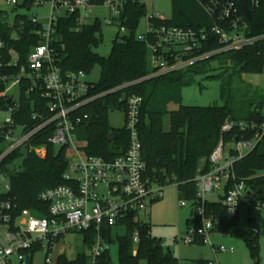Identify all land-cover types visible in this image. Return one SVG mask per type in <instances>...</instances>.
Here are the masks:
<instances>
[{
    "label": "trees",
    "instance_id": "16d2710c",
    "mask_svg": "<svg viewBox=\"0 0 264 264\" xmlns=\"http://www.w3.org/2000/svg\"><path fill=\"white\" fill-rule=\"evenodd\" d=\"M16 7L30 8L31 2L25 1ZM251 10L247 34L254 37L264 36V0H259ZM146 14L147 6L140 0H124L117 21L120 29L125 28L126 32L123 36H120V33L116 35L107 57L96 52L103 40L102 22L99 18L79 24L77 14L61 15L54 25L56 39L52 43V49L55 63L63 73L84 70L89 74L96 64L101 67L100 79L91 89L93 94L101 96L92 103L82 105L78 111L81 116L88 115L77 131L81 138L88 140L86 150L89 154L113 160L127 150L129 135L125 127L111 126L108 115L111 110L125 111V96L138 94L143 97L138 132L142 143V156L146 163L144 176L162 188L176 184L179 200L188 199L192 202L196 213L193 218L187 220L188 230L190 227L202 225V219L197 213L201 203L197 200L194 178L199 172L205 173L211 169L209 158L221 138L230 142L234 141L236 136H242L243 132L238 127L222 133L224 123L227 120L258 124L264 122L263 92L258 86L244 83L242 78L245 73H262L264 38L240 49L216 53L210 57L223 55L220 65L226 68V71L218 76L223 79V105H184L181 88L190 84L193 74L201 69L192 66L184 72L144 78L153 69L148 61L149 49L145 42L138 39L136 31ZM167 22L199 28L210 26L215 21L195 0H173V16ZM41 29L42 24L34 21L33 16L17 13L11 19L7 12L0 10V110L6 111L10 106L17 104V109L12 114L16 126L32 127L49 116L41 88L39 85L34 86L29 77H22L17 101L6 93L7 83L20 73L22 67L27 66L29 54L40 43ZM219 46L217 40L205 42L200 52L213 51ZM14 57L18 60L17 65L13 63ZM129 83V86H124ZM118 87L121 88L116 89ZM10 98L12 101L8 103ZM174 106L176 108H173ZM53 131L54 126H48L30 142L34 146L47 147L44 157L26 146L13 151L1 163L0 169L8 167L11 172L10 190L0 193V198H11L16 204V214L23 209H30L39 216L45 215L47 206L40 201V192L67 183L64 179V173L69 166L66 147L49 143L48 139ZM111 133H116L115 139L110 138ZM252 136L251 131L245 134L246 138ZM5 146V138L0 135V154ZM18 159H22L21 168L12 169ZM234 168L236 174L245 179L264 171V140L239 160ZM247 183L256 188L264 200V177L249 179ZM203 206L206 216L213 215L214 232L242 237L249 247L253 264H261L257 233L252 228L249 231L242 230L237 216L232 217L219 201H206ZM119 226L118 229L103 230L109 247L112 243L118 244V264H139L141 260H146L147 264H183L171 251L165 250L160 238L151 234L150 223H134L130 218ZM137 228L140 240L135 247L133 235ZM122 229L125 231L123 234L120 233ZM81 234L84 237V246L89 249L95 241V231L89 230ZM35 251L32 249L30 253L34 254ZM55 264H89V255L82 250L75 258L69 259L64 252L58 255ZM98 264H113L109 248L102 253ZM191 264L216 263L213 260L198 258L191 261Z\"/></svg>",
    "mask_w": 264,
    "mask_h": 264
},
{
    "label": "built area",
    "instance_id": "2783aa9c",
    "mask_svg": "<svg viewBox=\"0 0 264 264\" xmlns=\"http://www.w3.org/2000/svg\"><path fill=\"white\" fill-rule=\"evenodd\" d=\"M6 1L14 6L20 4L19 0ZM25 1L37 6L50 3L53 12L50 24L42 25L39 31L41 41L29 54L27 66L22 67L13 80L20 82L22 77L27 76L34 86L39 85L42 97L47 102L49 116L32 127L16 126L12 114L17 109V104L6 110L8 116L5 121L0 122V135L4 136L6 142L0 154V166L13 151L26 146L44 157L47 147L34 146L30 142L36 134L51 125L54 126V131L48 141L55 146L66 147L69 166L64 173L67 183L40 192L39 199L47 206L43 216L30 209H23L16 214V204L12 199L0 198V264H26L28 255L32 257L33 264L34 255L38 251L45 253L44 264H55L58 255L64 253L58 252L62 238L70 233L89 230L96 233L95 241L87 252L89 264H98L106 250L105 244L109 248L103 230L118 229L119 225L130 218L134 223H149L142 219V215L160 198L163 188L144 176L146 163L138 132L143 97L138 94L125 96L123 126L129 135L127 150L113 160L89 154L86 150L88 140L81 138L77 131L88 115L81 116L78 111L82 105L92 103L101 94L91 92L94 83L88 80V74L84 70L62 72L55 63L52 43L56 39L54 25L61 15L77 14L79 24L88 23L92 21L90 15L96 5H107L119 14L124 0H23ZM140 1L146 5L148 0ZM195 1L214 19L213 24L194 28L169 24L164 15L156 12L149 17L147 31L138 36L149 49L148 61L153 69L144 78L186 71L216 53L240 49L264 38L247 34L248 19L241 0ZM246 2L251 9L259 0ZM33 17L34 21H38L36 16ZM121 30L126 32L125 28ZM212 40L219 42V48L200 52L203 44ZM13 63L17 65L16 57ZM129 85L130 83L124 86ZM234 127L243 132L241 138L236 136L230 142L221 138L209 158L211 169L205 173L199 172L194 178L197 200L201 203L197 213L202 219V225L186 230V234L180 238L185 243H206L210 240L215 230V221L213 215L206 216L203 205L208 201L207 195L218 190L223 191L219 202L232 217L238 216L243 203L264 213L263 198L261 199L256 188L247 183L249 179L264 177V171L245 179L239 177L234 168L239 160L264 140V122L258 124L227 120L222 126V133L230 132ZM249 131L253 132V136L246 138L245 134ZM5 168L8 167L0 169V179L4 182V190L0 193L10 190V173ZM256 196L260 198L255 199ZM179 205L185 206V200H181ZM252 229L258 233L255 225ZM83 239L84 237L82 241ZM139 240L137 228L133 235L135 247ZM32 249L36 250L34 254L30 253ZM217 250L219 249L216 248Z\"/></svg>",
    "mask_w": 264,
    "mask_h": 264
},
{
    "label": "rangeland",
    "instance_id": "374dc122",
    "mask_svg": "<svg viewBox=\"0 0 264 264\" xmlns=\"http://www.w3.org/2000/svg\"><path fill=\"white\" fill-rule=\"evenodd\" d=\"M20 4L23 0H19ZM147 15L144 16L136 31V36L144 34L148 29V19L153 13H159L170 19L173 16V0H148ZM0 10L7 12L9 18H13L15 14H27L36 16L37 20L47 26L51 22L50 15L53 12L50 3L44 5H31L30 8L16 7L8 3L6 0H0ZM119 14L107 5L98 4L95 6L90 20L99 18L101 24L102 43L96 48V52L101 56H109L116 35H125L120 29L117 17ZM110 20V21H109ZM206 58L197 62L194 66L201 69L193 74L192 82L183 85L181 88L182 104L194 106H215L223 105L221 98V89L223 79L218 76L226 71V68L220 65L221 57ZM180 72V71H179ZM184 72V71H182ZM231 68H229V72ZM101 76V67L96 64L88 74V80L97 83ZM243 82L253 84L262 90L264 95V68L262 73L251 74L245 73ZM239 79V78H238ZM6 93L11 95L14 100H18L20 94V82L10 80L6 86ZM173 108H176L175 106ZM264 112V109H263ZM8 114L5 110H0V122L5 121ZM109 123L114 128H121L124 124V113L121 110H111L108 115ZM22 159H18L11 167L12 169H20ZM3 183L0 179V191L4 190ZM223 196V191L218 190L216 193L207 195V200L218 202ZM256 196L255 199H259ZM254 201V200H253ZM186 205L180 206L178 196V188L176 184L165 186L159 200L152 203L148 210L143 213L142 219L148 220L151 224V234L160 238L165 250L171 251L176 257L181 259L183 264L191 263V261L203 257L207 260H213L216 264H253L249 247L246 241L236 235H225L221 232H214L210 236L208 242L185 243L180 238L186 234L187 220L195 216V207L188 199L185 200ZM237 221L240 228L249 231L255 225L258 229V254L261 264H264V213L259 212L256 208L250 207L247 203H243L239 209ZM125 231H120L123 234ZM81 233H70L64 236L59 243L58 252H65L69 259L76 257L79 251H89L84 246ZM216 248L219 250L216 251ZM223 248V249H221ZM110 253L113 264H118L119 248L117 243L110 244ZM45 253L38 251L33 258V264H44ZM139 264H147L146 260H141Z\"/></svg>",
    "mask_w": 264,
    "mask_h": 264
},
{
    "label": "water",
    "instance_id": "95a60500",
    "mask_svg": "<svg viewBox=\"0 0 264 264\" xmlns=\"http://www.w3.org/2000/svg\"><path fill=\"white\" fill-rule=\"evenodd\" d=\"M241 4H242V9H243V11H244V14H245L246 18H247L248 20H250V19H251V16H252V10L249 8V6H248L246 0H241ZM11 101H12V98L9 99V102H8V103H11ZM12 128H14V127H12ZM6 130H7V128L5 129V131H6ZM110 138H111V139H115V138H116V133H111V134H110ZM5 170H6L8 173L11 172L9 168H5ZM105 246H106V249H107V248H108V245L105 244ZM200 258L202 259L203 257H200ZM26 264H32V257H31L30 255H28V256L26 257Z\"/></svg>",
    "mask_w": 264,
    "mask_h": 264
},
{
    "label": "crops",
    "instance_id": "0c3cea01",
    "mask_svg": "<svg viewBox=\"0 0 264 264\" xmlns=\"http://www.w3.org/2000/svg\"><path fill=\"white\" fill-rule=\"evenodd\" d=\"M124 125V124H123ZM123 127V126H122ZM188 264H191V263H188Z\"/></svg>",
    "mask_w": 264,
    "mask_h": 264
}]
</instances>
